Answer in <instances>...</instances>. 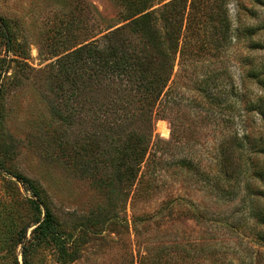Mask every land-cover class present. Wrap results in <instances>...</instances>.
Wrapping results in <instances>:
<instances>
[{
	"label": "trees",
	"instance_id": "16d2710c",
	"mask_svg": "<svg viewBox=\"0 0 264 264\" xmlns=\"http://www.w3.org/2000/svg\"><path fill=\"white\" fill-rule=\"evenodd\" d=\"M115 1L120 6V22L107 24L90 7L88 39L93 41L62 56L52 70V86L62 92L67 110V115L60 116L61 121L68 127L54 135L68 136L64 147L80 151L74 160L78 171L86 176L107 174L109 187L118 194L109 200V210H97L85 218L80 225L81 238H87L100 226L124 228L127 221L116 222L113 215L119 199L127 202L133 192L134 203L149 202L159 188V174L169 167L166 162L200 174V160L196 163V158L173 156L167 161L165 155L182 150L185 140L194 139L202 120L204 124L213 122L214 128L221 127L222 117L231 114L228 123L234 126L218 132L215 162L219 175L214 178L213 198L231 202L243 195L247 199L251 182L264 183V144L250 146L247 125L249 116L264 121V0ZM16 26L0 17V171L15 178L36 198L35 208L45 210L40 229L61 241L63 225L45 202V190L25 175L9 173L7 169L14 147L7 136L4 102L10 90L29 80L33 71L27 62V42ZM250 85L261 94L251 92ZM187 101L195 109L190 115L186 112ZM186 117L190 121L187 130L178 125ZM160 120L170 124L171 139L155 135L156 122ZM88 155L90 161L85 160ZM99 155L105 160L102 166L96 160ZM258 157H263L261 163ZM206 176L211 181L214 177L210 173ZM256 196L264 201V190ZM184 202L182 198L165 201L153 214L135 217V235L140 225L160 228L166 218L171 221L172 211ZM258 203L257 211L247 214L242 225L238 221L234 230L248 227L253 218L256 240L264 244V202ZM192 206L198 212L191 218L199 222L205 219L198 206ZM176 222L184 223L183 218ZM28 228L29 225L19 239L13 237L11 242L24 239ZM201 241H188L175 234L155 249L157 264H182L188 259L192 264H202L204 249L212 246ZM137 257L139 264H149L142 251Z\"/></svg>",
	"mask_w": 264,
	"mask_h": 264
},
{
	"label": "rangeland",
	"instance_id": "374dc122",
	"mask_svg": "<svg viewBox=\"0 0 264 264\" xmlns=\"http://www.w3.org/2000/svg\"><path fill=\"white\" fill-rule=\"evenodd\" d=\"M84 2L0 0V17L16 23V28H19L27 42L30 55L27 62L33 70L30 79L23 81L20 87H13L4 102L7 136L14 147L7 169L9 173L25 175L45 190V202L63 225L64 232L60 241L58 236L40 229L39 226L45 220V210L36 209L33 204L36 198L27 193L15 178L0 171V264H139L137 255L141 251L147 254L149 264H157L155 249L175 234L183 235L188 241L198 239L202 240V244L212 246L204 249L202 264H241V258L245 264H264V244L256 240L257 228L252 225L254 219L251 218L249 222L253 230H248L249 226L234 230L238 221L242 225L247 214L257 211L259 201L264 202L256 196L259 190H264V183L251 182L247 199L243 195L231 202L213 198L214 178L219 175V167L215 162L218 132L234 128L228 123L231 114L222 117L224 123H221L223 120L219 123L223 124L221 127L214 128L213 122L204 124L202 120L194 139L190 142L185 140L182 150H172L165 155L167 161L173 156L175 159L178 156L196 158V163L200 160V169L203 168L200 174L194 175L190 171L178 169L172 161L166 162L169 167L159 174L161 176L156 182L159 188L149 202L134 203L133 192L127 202L125 200L122 203V197L119 199L113 215L116 222L126 220L127 228L125 225L124 228L117 225L110 229L100 226L87 238H81L83 233L80 225L85 218L97 210H109V200L112 196H118L109 187L111 182L107 174L100 172L93 177L78 171L74 160L80 151L64 147L68 136L58 138L54 135L57 130H68L60 117L67 115L65 100L62 92L52 86V70L56 62L84 43L93 41L88 39L91 36L90 7L95 8L107 24L120 22V6L115 0ZM82 4L84 6L80 9ZM11 58L17 59L13 55ZM178 70L177 66L176 72ZM233 70L237 71L235 68ZM12 74L10 71L9 75ZM249 88L254 94H261L256 87L250 85ZM185 106L187 114L195 111L192 102L187 101ZM161 122L167 123L169 130L163 131ZM179 124L187 130L190 121L186 117L178 121ZM247 125L251 132L250 146L264 144V121L249 116ZM183 132L186 134L188 131ZM171 134V126L167 121L156 122V136L169 140ZM88 157L91 156L85 157L86 161L91 160ZM258 158L261 163L263 157ZM96 160L100 166L105 161L100 155ZM209 173L214 176L212 181L207 179ZM177 198L185 202L172 211L171 217L167 211L171 221L166 218L160 228L154 224L140 225L139 234L135 235L132 225L135 217L151 215L162 208L165 201ZM192 205L198 206L206 215L205 219L199 222L191 218L194 212H198ZM181 218L184 223L178 225L176 221ZM28 225L25 238L11 242L13 237L19 239ZM182 264L192 263L188 259Z\"/></svg>",
	"mask_w": 264,
	"mask_h": 264
},
{
	"label": "bare ground",
	"instance_id": "6f19581e",
	"mask_svg": "<svg viewBox=\"0 0 264 264\" xmlns=\"http://www.w3.org/2000/svg\"><path fill=\"white\" fill-rule=\"evenodd\" d=\"M161 123L163 124V131L169 130L167 123H165V122H161Z\"/></svg>",
	"mask_w": 264,
	"mask_h": 264
}]
</instances>
